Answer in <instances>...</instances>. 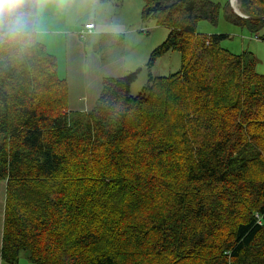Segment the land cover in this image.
I'll return each mask as SVG.
<instances>
[{
	"label": "trees",
	"instance_id": "trees-1",
	"mask_svg": "<svg viewBox=\"0 0 264 264\" xmlns=\"http://www.w3.org/2000/svg\"><path fill=\"white\" fill-rule=\"evenodd\" d=\"M240 2L244 15L264 18V0ZM143 3V20L168 30L147 68L174 51L183 56L180 72L150 75L137 96L130 90L139 70L105 78L85 112L69 109L67 80L35 31L0 39L7 263L25 254L33 264H179L224 247L228 260L264 264V75L257 58L222 49L228 35L197 33L199 22L216 23L219 4ZM227 18L251 31L264 26L231 7ZM84 26L80 35L88 36Z\"/></svg>",
	"mask_w": 264,
	"mask_h": 264
},
{
	"label": "rangeland",
	"instance_id": "rangeland-1",
	"mask_svg": "<svg viewBox=\"0 0 264 264\" xmlns=\"http://www.w3.org/2000/svg\"><path fill=\"white\" fill-rule=\"evenodd\" d=\"M208 1L220 5L219 16L214 24L208 21L199 22L197 24V33L205 35H228L229 38L221 42V48L237 56L243 52L253 53L258 62L257 72L264 75V41H260L261 36L264 38V27L258 31H251L247 27L234 25L227 18L230 12L231 0ZM233 2L236 10L243 13L240 0H233ZM143 8V0H121V2L114 4H99L96 0H84L83 7L76 11L72 20L67 21L68 17L64 12L69 7L63 6L62 13L58 16L54 14L56 18L50 20L49 24H45V33H62L64 34V42L69 43L68 46L63 43V45L50 50L58 56L60 60V64L57 60L58 73L67 80L68 84V74L70 76V82L76 89L72 102L77 104V106H85V108H88V106L92 107L97 104L102 92L100 75H113L114 78H118L139 70L138 77L133 82L130 90L131 95L137 96L147 86L150 75L153 77H168L180 72L183 56L174 51H170L162 56L151 69L147 68L146 64L151 52L164 42L168 35V30L158 26L154 19L144 21L142 18ZM83 17H86L88 21L86 19L82 21ZM36 21L35 28H37ZM110 21H114L115 24L120 26L119 34L103 33L97 38L95 36L90 38L96 42L94 44L95 49L101 48V54L106 57L102 59V63L98 68L97 60L94 66L92 59L88 55H93V48L85 40L87 34L84 36L80 35V31L73 30L72 24L74 27L79 24L78 28H81L85 24H95V22L108 26ZM31 31L34 32L33 29ZM67 47H69L70 51H75V48L81 51L82 47L84 48L87 58L85 67L79 62L76 68H70L65 73L62 60L67 51ZM72 102L71 105L73 104ZM25 181H27L26 177H14V183ZM2 185L6 199V185L0 183V187ZM229 258L230 256L224 254V247H222L213 250H200L198 257L179 261V264H223L226 261L229 264L239 263L238 260L234 262V260H228ZM222 260H224L223 263L221 262Z\"/></svg>",
	"mask_w": 264,
	"mask_h": 264
},
{
	"label": "crops",
	"instance_id": "crops-1",
	"mask_svg": "<svg viewBox=\"0 0 264 264\" xmlns=\"http://www.w3.org/2000/svg\"><path fill=\"white\" fill-rule=\"evenodd\" d=\"M84 4V0H43L42 3H40L38 5V11L35 15V20H37V28H33V30L36 32V36L38 38V40L46 47V49L57 59L58 56H56L54 54V52H51L50 49H55L57 46L63 45V43H65L68 46V42H64L65 40H63V35L62 33L59 32H55L54 34H48L45 33L44 30V26L45 24H49L50 20L55 19L56 17L54 16V14H56V16H58L59 14L62 13L63 11V6H67L69 7L68 10H66L64 12V14H67V21L72 20L76 11L79 8H82ZM114 4V3H113ZM118 8V7H117ZM37 15H38V19H37ZM88 19L86 17L82 18V21ZM65 25V23H64ZM79 25V24H78ZM78 25L76 27H74V25L72 24V28L73 30H78V32L80 31L81 28H78ZM264 27V26H263ZM106 29V31H105ZM108 29V30H107ZM119 29L120 26L118 24H115V22L110 21L108 26L105 25H101L99 22H95V29L93 30L92 33H90L88 36H86V42L90 43L89 46H91L93 48V55H89V57L92 59L94 66L96 65V60H97V67L99 68V65L102 63V59L106 58L104 57L101 52L100 49H95L94 44L96 42H94L93 40H91L90 38L92 36H95L96 38L103 34V33H118L119 34ZM100 31V32H98ZM105 31V32H102ZM77 32V33H78ZM84 40V41H85ZM260 41H264V38L261 36V40ZM92 42V43H91ZM86 56H85V51L84 48L82 47L81 51L77 50L75 48V51H70L69 47H67V51L65 52L64 56H63V60H62V64H63V70L66 71L70 68H76L77 64L80 62L82 64L83 67H85V65L87 64V60H86ZM59 61L60 64V60L59 58L57 59ZM100 60V62H99ZM60 71V68H59ZM69 77V109L71 111H80V112H85L90 110L92 107L88 106V108L85 106L79 107L77 106V104L72 102V99L75 97V92L76 89L75 87L72 86L71 82H70V76L68 74ZM106 77H114L113 75H100V85H102V81L104 78ZM71 102L73 103L71 105ZM71 106V107H70ZM1 184H5V181H0ZM0 194H1V198H0V264H9L6 261H4L3 257H2V244H3V233H4V209H5V192H4V187L3 185L0 187ZM18 264H33L32 262L29 261V259L27 258V256L25 254H22L20 257V261L18 262Z\"/></svg>",
	"mask_w": 264,
	"mask_h": 264
},
{
	"label": "clouds",
	"instance_id": "clouds-1",
	"mask_svg": "<svg viewBox=\"0 0 264 264\" xmlns=\"http://www.w3.org/2000/svg\"><path fill=\"white\" fill-rule=\"evenodd\" d=\"M43 0H0V39L27 35L35 25V8Z\"/></svg>",
	"mask_w": 264,
	"mask_h": 264
},
{
	"label": "water",
	"instance_id": "water-1",
	"mask_svg": "<svg viewBox=\"0 0 264 264\" xmlns=\"http://www.w3.org/2000/svg\"><path fill=\"white\" fill-rule=\"evenodd\" d=\"M230 6H231V9L234 11V13L238 16V17H240V18H243V19H250V20H264V18H262V17H248V16H246V15H244V14H242L241 12H239L238 10H236V8L234 7V2H233V0H231V2H230Z\"/></svg>",
	"mask_w": 264,
	"mask_h": 264
},
{
	"label": "built area",
	"instance_id": "built-area-1",
	"mask_svg": "<svg viewBox=\"0 0 264 264\" xmlns=\"http://www.w3.org/2000/svg\"><path fill=\"white\" fill-rule=\"evenodd\" d=\"M84 28L85 29H83L82 30V34L84 33H91L92 32V30L95 28V25H94V23H92V24H85V26H84Z\"/></svg>",
	"mask_w": 264,
	"mask_h": 264
}]
</instances>
